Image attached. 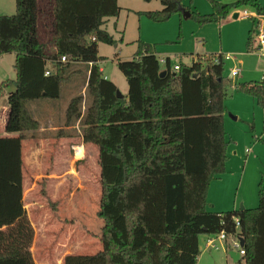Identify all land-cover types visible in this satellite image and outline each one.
Returning a JSON list of instances; mask_svg holds the SVG:
<instances>
[{"label": "trees", "instance_id": "obj_1", "mask_svg": "<svg viewBox=\"0 0 264 264\" xmlns=\"http://www.w3.org/2000/svg\"><path fill=\"white\" fill-rule=\"evenodd\" d=\"M158 1L161 9L137 14L165 22L183 9L201 26L220 23L240 9L264 15L258 0H209L213 12L205 15L184 6V0ZM120 11L118 0H16L15 14L0 16V54L15 53L17 72L16 79L2 83L0 99L2 90L13 86L6 131L19 133L0 135V264H35V231L23 201L22 147L25 133L38 131L40 123L27 104L59 99L66 72L76 62L90 69L89 103L83 112V95L72 98L65 126L79 121L86 137L98 139L103 247L94 254H68L63 264H198L202 237L222 232L228 239H244L238 264H264V170L257 207L207 209L210 184L226 172L231 144L225 100L232 80L224 75L223 56L198 55L175 69L138 40L132 59L117 57L129 85L127 95L119 97L101 69L105 57L98 45L116 43L103 25ZM40 13L51 19L49 43L40 40ZM163 69L167 73L161 76ZM238 87L264 109V78Z\"/></svg>", "mask_w": 264, "mask_h": 264}, {"label": "rangeland", "instance_id": "obj_2", "mask_svg": "<svg viewBox=\"0 0 264 264\" xmlns=\"http://www.w3.org/2000/svg\"><path fill=\"white\" fill-rule=\"evenodd\" d=\"M15 12L16 0H0V16L13 15ZM136 14L124 12V17L128 15V30L124 43L121 42L120 33L112 28L111 33L116 43L113 45L99 43L98 45L99 55L105 57V60L99 62L100 66L105 68L104 75L117 84L118 90L123 95H127L129 85L125 75L117 66V57L121 60H130L136 55L138 50L136 38L139 31L138 27H140ZM144 16L151 23L158 24L148 16ZM191 20L201 26L195 20ZM210 24L203 25V27H206L205 33L212 41L213 46L210 45L209 49H216L217 38L209 28L208 25ZM38 28L40 40L49 43L51 40V19L46 14H39ZM151 34L154 35L155 40L158 38L151 27L145 31L144 37L151 38ZM141 41L151 45L150 41ZM219 53V50H213L206 54L219 55ZM259 53L263 52L259 51ZM15 60V53L0 54V88L3 82L16 79ZM229 66L226 62L224 73ZM70 72H72L71 68L66 73L69 74ZM84 78L83 73L75 74L72 82L62 88L59 99H47L51 103L48 104L49 107L55 110L56 114L68 105L72 96L71 92L80 87L79 83ZM11 90H13V86L4 88L0 99V135L2 136L19 135V133L6 131L9 110L8 95ZM88 103L89 99L87 98L86 107ZM27 106L34 118H42L47 107L38 104V101L30 102ZM58 116L60 117V115ZM59 125L63 127V120ZM77 125L78 128L68 130L71 133V139L68 140L70 142L77 141L75 144H79V146L85 143V153L81 158L76 157V147L70 148L71 144L69 143L68 147L60 144V133L67 134L64 129L56 130L53 137H36V140H46L45 142L38 141L39 147L48 142V145L37 157H34L35 155L31 151L35 146V140L29 138L26 142L28 150L25 155L26 162L23 171V201L27 216L35 231L34 242L31 247L35 264H61L62 258L68 254H94L103 247L101 238L104 220L98 215L102 194L98 139L86 137L81 123H77ZM34 133L36 132H27L28 135ZM231 133L238 134L237 131L227 130L226 135L229 140ZM74 135L78 138L75 139ZM31 157H33L32 160ZM259 182L260 179L258 184ZM256 193V206L249 208H255L259 204L258 188ZM247 204L250 205L248 202ZM242 206L246 208V205L240 202L239 209L243 208ZM221 242L218 241V245ZM201 251L200 264H238L231 257L230 249L228 250L223 246L208 250L202 246ZM241 264H245L244 261Z\"/></svg>", "mask_w": 264, "mask_h": 264}, {"label": "crops", "instance_id": "obj_3", "mask_svg": "<svg viewBox=\"0 0 264 264\" xmlns=\"http://www.w3.org/2000/svg\"><path fill=\"white\" fill-rule=\"evenodd\" d=\"M223 3H233L236 0H217ZM264 6V0H258ZM121 11L118 17H111L106 20L103 28L112 35V28L118 31L121 35V42L126 40L128 30L127 16L124 17V12L127 14L136 12H148L159 10L162 8L158 0L145 1V0H118ZM184 6L191 7L195 12L202 15L210 14L213 12V6L209 0H184ZM241 10L232 12L225 20L220 23H212L209 26L212 33H215L216 49H209L212 41L206 35V27H201L195 24L190 18H186L182 14H175L170 20L166 22H158V24L151 23L147 18L137 16L139 19L138 35L136 41L145 40L150 41L153 45L154 53L160 59H169L170 65L174 68L176 65L191 64L197 60V56H208L209 51H218L219 55L224 58V65L227 62L230 66L224 73L226 77L232 80V87L229 96L225 100L226 113H225V129L226 131H237V135L231 133V144L228 148V159L226 161V172L219 175L212 180L208 196H207V209L212 212H227L238 210L239 203L242 202L248 207L256 206L258 181L261 173L264 170V109L258 104L257 100L252 96L245 94L239 90V84L250 81H259L264 78V52L259 53V46L256 44V39L252 35L254 21L250 18H245L241 14ZM187 11V10H186ZM189 12V11H188ZM190 13V12H189ZM151 27L154 34L158 36L155 40L154 35L151 38L145 36V31ZM211 36V35H210ZM251 38V49H248V43ZM157 41V42H156ZM172 42H174L172 44ZM150 45V44H149ZM213 46V45H212ZM218 55V54H215ZM210 56V55H209ZM239 69L236 76H232L234 69ZM69 79L66 83L70 84L75 77V74L83 73L84 80L79 83V88L71 92L72 98L78 95H83V112L86 108V89L88 83V76L90 69L86 63L76 62L71 66ZM103 73L105 68L101 67ZM108 78L107 76H105ZM115 83V82H114ZM117 85V84H116ZM47 99L38 100V104L49 107L51 104ZM69 105V103H68ZM63 110L55 112L51 107H46V112L42 118L36 117L40 123V128L36 133L28 135L25 133L23 140V156L24 165L26 162V142L29 138H33L34 148L31 149L32 154L37 157L42 153L43 148L48 145V142L42 146H38L39 142H45L42 139L36 140V137L47 138L53 137L56 130L64 129L67 134L60 133V144L70 148L78 147L77 141H69L71 133L68 130L78 128L76 122L74 125L65 126V113L68 107ZM9 111V110H8ZM60 115V117L58 116ZM63 120V127L59 124ZM58 123V126H57ZM5 136H19L18 134H9ZM31 136V137H30ZM75 136V139L78 138ZM62 137V138H61ZM84 143V142H83ZM85 149V143L82 144ZM38 147V148H37ZM33 157H31V160ZM34 161V160H33ZM247 202L250 204L248 206ZM243 207V206H242ZM244 208V207H243ZM232 237L227 239L226 242H221L218 246H223L231 251H238L231 247ZM209 237L204 236L201 240V248L212 249L208 246ZM217 248V247H216ZM202 253V251H201ZM202 256L200 254L198 264H200ZM62 258V263L63 264ZM223 264V263H219Z\"/></svg>", "mask_w": 264, "mask_h": 264}, {"label": "built area", "instance_id": "obj_4", "mask_svg": "<svg viewBox=\"0 0 264 264\" xmlns=\"http://www.w3.org/2000/svg\"><path fill=\"white\" fill-rule=\"evenodd\" d=\"M241 14L245 18L254 19V26H253V36L256 39V44L260 47L259 50L264 52V15H260L256 12H253L249 9H243L241 10ZM63 61L66 60L65 57L62 58ZM162 63H165V59H160ZM175 69H179V65H176L174 67ZM239 72V69H234L232 71V76H236ZM48 74V72H47ZM237 225H239V220L236 219ZM227 235L225 232H222L221 234L217 236L210 237L208 240V246L216 248L218 247V241L226 242L227 241ZM231 247L236 249L238 253L240 254V257L245 254V251L243 250L241 246V242L239 238H233L231 241Z\"/></svg>", "mask_w": 264, "mask_h": 264}, {"label": "water", "instance_id": "obj_5", "mask_svg": "<svg viewBox=\"0 0 264 264\" xmlns=\"http://www.w3.org/2000/svg\"><path fill=\"white\" fill-rule=\"evenodd\" d=\"M182 12H183V15H184L186 18L190 15V13H189L188 11H186V10H183V9H182ZM166 73H167V70H166V69H163V70L161 71L160 75H161V76H164ZM117 95H118L119 97H123V96H124L119 90H117ZM241 209H242V208H241ZM239 239H240V242H241V246H243V245H244V239H243V238H239ZM230 255H231V257L234 259V261H238V260L240 259V254L237 253V252L231 251V252H230Z\"/></svg>", "mask_w": 264, "mask_h": 264}, {"label": "bare ground", "instance_id": "obj_6", "mask_svg": "<svg viewBox=\"0 0 264 264\" xmlns=\"http://www.w3.org/2000/svg\"><path fill=\"white\" fill-rule=\"evenodd\" d=\"M84 155V147L83 146H78L76 147V157L81 158Z\"/></svg>", "mask_w": 264, "mask_h": 264}, {"label": "clouds", "instance_id": "obj_7", "mask_svg": "<svg viewBox=\"0 0 264 264\" xmlns=\"http://www.w3.org/2000/svg\"><path fill=\"white\" fill-rule=\"evenodd\" d=\"M241 258V257H240Z\"/></svg>", "mask_w": 264, "mask_h": 264}]
</instances>
